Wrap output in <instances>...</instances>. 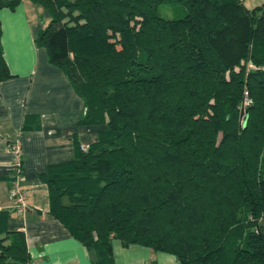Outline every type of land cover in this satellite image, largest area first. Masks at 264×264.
I'll return each instance as SVG.
<instances>
[{
  "label": "trees",
  "instance_id": "1",
  "mask_svg": "<svg viewBox=\"0 0 264 264\" xmlns=\"http://www.w3.org/2000/svg\"><path fill=\"white\" fill-rule=\"evenodd\" d=\"M32 1L51 17L37 44L84 101L78 125L100 127L43 173L50 213L100 264L113 263L114 239L178 264H264V5ZM11 76L0 32V82ZM8 217L0 264H30Z\"/></svg>",
  "mask_w": 264,
  "mask_h": 264
},
{
  "label": "crops",
  "instance_id": "2",
  "mask_svg": "<svg viewBox=\"0 0 264 264\" xmlns=\"http://www.w3.org/2000/svg\"><path fill=\"white\" fill-rule=\"evenodd\" d=\"M242 2L248 9L264 5V0ZM50 19L49 12L32 0H21L15 7L0 6L1 44L12 74L0 82V211H8L10 230L25 232L30 264H100L97 251L83 245L50 213V190L43 173L71 160L77 141L95 142L100 130L99 126L78 125L83 99L36 42ZM16 139L23 145L19 184L27 191L25 215L10 195V143ZM261 224L264 228V216ZM112 257V264H178L172 253L141 244L124 245L119 239L112 241Z\"/></svg>",
  "mask_w": 264,
  "mask_h": 264
},
{
  "label": "built area",
  "instance_id": "3",
  "mask_svg": "<svg viewBox=\"0 0 264 264\" xmlns=\"http://www.w3.org/2000/svg\"><path fill=\"white\" fill-rule=\"evenodd\" d=\"M245 100L244 104L247 106L252 102L249 97L248 91L245 92ZM88 145L83 144L82 148L86 149ZM10 151L12 153V162L10 164L9 170L11 173L15 175L14 182L12 187L10 188V195L12 199L15 201L16 209L23 215L26 214L28 210L27 203V191L21 189L20 187V177L22 173L23 167V145L19 139H16L10 143Z\"/></svg>",
  "mask_w": 264,
  "mask_h": 264
},
{
  "label": "water",
  "instance_id": "4",
  "mask_svg": "<svg viewBox=\"0 0 264 264\" xmlns=\"http://www.w3.org/2000/svg\"><path fill=\"white\" fill-rule=\"evenodd\" d=\"M245 114H246V107H245V104L242 103V106H241V122L243 121Z\"/></svg>",
  "mask_w": 264,
  "mask_h": 264
}]
</instances>
